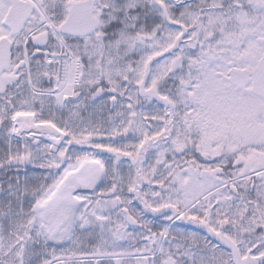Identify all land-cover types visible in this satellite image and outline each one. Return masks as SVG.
Returning a JSON list of instances; mask_svg holds the SVG:
<instances>
[{
	"label": "snow or ice",
	"instance_id": "snow-or-ice-1",
	"mask_svg": "<svg viewBox=\"0 0 264 264\" xmlns=\"http://www.w3.org/2000/svg\"><path fill=\"white\" fill-rule=\"evenodd\" d=\"M0 264H264V0H0Z\"/></svg>",
	"mask_w": 264,
	"mask_h": 264
}]
</instances>
